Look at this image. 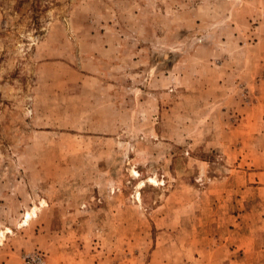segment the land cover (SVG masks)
<instances>
[{
	"label": "rangeland",
	"instance_id": "374dc122",
	"mask_svg": "<svg viewBox=\"0 0 264 264\" xmlns=\"http://www.w3.org/2000/svg\"><path fill=\"white\" fill-rule=\"evenodd\" d=\"M263 52L264 0H0V264H264Z\"/></svg>",
	"mask_w": 264,
	"mask_h": 264
},
{
	"label": "bare ground",
	"instance_id": "6f19581e",
	"mask_svg": "<svg viewBox=\"0 0 264 264\" xmlns=\"http://www.w3.org/2000/svg\"><path fill=\"white\" fill-rule=\"evenodd\" d=\"M152 181H156L154 178L151 179ZM35 211H29L27 214H26V218H25V221H28L31 217H33Z\"/></svg>",
	"mask_w": 264,
	"mask_h": 264
},
{
	"label": "crops",
	"instance_id": "0c3cea01",
	"mask_svg": "<svg viewBox=\"0 0 264 264\" xmlns=\"http://www.w3.org/2000/svg\"><path fill=\"white\" fill-rule=\"evenodd\" d=\"M264 53V52H263ZM262 64V66L264 65V62L263 63H261ZM258 67H259V64L257 65ZM261 67V66H260ZM264 68V67H263Z\"/></svg>",
	"mask_w": 264,
	"mask_h": 264
}]
</instances>
